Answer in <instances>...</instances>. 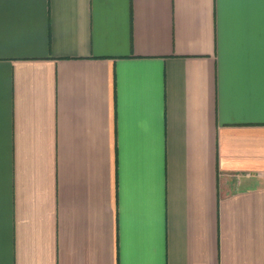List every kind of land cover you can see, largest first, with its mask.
Here are the masks:
<instances>
[{"label":"crops","instance_id":"0c3cea01","mask_svg":"<svg viewBox=\"0 0 264 264\" xmlns=\"http://www.w3.org/2000/svg\"><path fill=\"white\" fill-rule=\"evenodd\" d=\"M0 264H264V0H0Z\"/></svg>","mask_w":264,"mask_h":264}]
</instances>
